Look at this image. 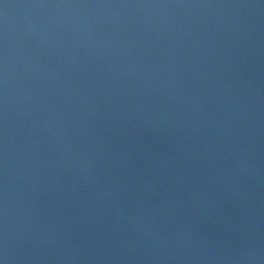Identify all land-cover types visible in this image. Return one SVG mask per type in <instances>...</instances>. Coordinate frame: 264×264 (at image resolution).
<instances>
[{"label":"water","instance_id":"water-1","mask_svg":"<svg viewBox=\"0 0 264 264\" xmlns=\"http://www.w3.org/2000/svg\"><path fill=\"white\" fill-rule=\"evenodd\" d=\"M264 264V0H0V259Z\"/></svg>","mask_w":264,"mask_h":264},{"label":"clouds","instance_id":"clouds-1","mask_svg":"<svg viewBox=\"0 0 264 264\" xmlns=\"http://www.w3.org/2000/svg\"><path fill=\"white\" fill-rule=\"evenodd\" d=\"M7 257L0 259V264H6Z\"/></svg>","mask_w":264,"mask_h":264}]
</instances>
